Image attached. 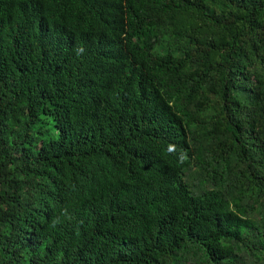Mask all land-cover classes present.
<instances>
[{
  "label": "trees",
  "instance_id": "1",
  "mask_svg": "<svg viewBox=\"0 0 264 264\" xmlns=\"http://www.w3.org/2000/svg\"><path fill=\"white\" fill-rule=\"evenodd\" d=\"M0 264H264V0H0Z\"/></svg>",
  "mask_w": 264,
  "mask_h": 264
},
{
  "label": "clouds",
  "instance_id": "2",
  "mask_svg": "<svg viewBox=\"0 0 264 264\" xmlns=\"http://www.w3.org/2000/svg\"><path fill=\"white\" fill-rule=\"evenodd\" d=\"M62 218L64 219H70V214L68 212V209L67 207H65L64 209L61 210L60 214L57 215L54 220H53V223L54 224H59V223H62Z\"/></svg>",
  "mask_w": 264,
  "mask_h": 264
}]
</instances>
